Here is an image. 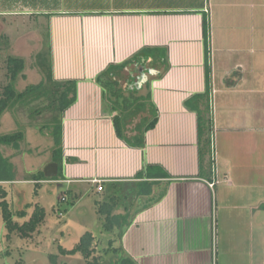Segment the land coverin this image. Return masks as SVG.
<instances>
[{
    "label": "crops",
    "instance_id": "crops-1",
    "mask_svg": "<svg viewBox=\"0 0 264 264\" xmlns=\"http://www.w3.org/2000/svg\"><path fill=\"white\" fill-rule=\"evenodd\" d=\"M1 1L11 27L49 31L53 78L77 85L62 118V175L40 182L35 198L55 184L76 202L92 194L96 205L94 180L118 184L111 194L151 182L149 194H131L134 215L118 244L125 256L137 264H264V0ZM132 60L121 87L150 94L159 114L143 147L117 135L118 112L98 82ZM205 94L212 131L202 165L198 114L186 102L196 106ZM24 134L18 148L0 149L14 174L0 182L7 192L4 185L32 193L37 184L38 172L17 165L33 153L22 149ZM31 205L14 214L27 218Z\"/></svg>",
    "mask_w": 264,
    "mask_h": 264
},
{
    "label": "trees",
    "instance_id": "trees-1",
    "mask_svg": "<svg viewBox=\"0 0 264 264\" xmlns=\"http://www.w3.org/2000/svg\"><path fill=\"white\" fill-rule=\"evenodd\" d=\"M5 38V37H3ZM50 34L48 31V55H42L38 58L39 67L44 72V80L37 85H30L24 91L19 92L15 89V83L20 76H24L26 69V61L21 57L10 55L8 57V72L10 82L0 92V121L2 116L10 110H14L19 104H25L34 99H42L43 97L49 99L48 108L53 113H58L59 119L55 118L57 129L54 132V157L53 162L59 164V177L62 175V157H63V128L62 118L64 112L70 108L77 100V85L74 81L58 82L53 78L52 64L50 61ZM145 52V51H144ZM145 54V53H144ZM134 60L118 66H110L98 78L100 85L106 90L107 97L111 100L113 110L118 112L114 118V125L117 135L131 146L143 147L145 145L146 133L153 129L159 118L158 110L151 100L150 94L147 96L139 95V91L135 89L124 91L121 87V74L130 68ZM128 92V93H127ZM193 100H197V105L192 106L191 102H186L189 110L196 111L198 114V132L200 139V158L201 164L204 165L206 158L210 157L211 153V124L208 117V96H196ZM203 107V108H202ZM40 111H38L39 113ZM135 120L139 122L131 128ZM25 140V134L22 131L0 135V149L2 146H14L18 148ZM212 165V161L207 162ZM9 161L3 158L0 150V182L8 181L10 177L14 176L11 173ZM10 173H9V172ZM166 174L163 178H167ZM32 180L37 182V187L41 188L42 181H56L59 178H46L44 172L40 171L31 176ZM151 182H141L136 184L138 188L135 190H128L123 188L117 194L110 193L111 186L118 184H103L101 200L96 203L97 214L100 222L103 224V233H107L113 238L109 241L108 253H113L118 256L119 264H137L131 258L124 255L122 247L118 244L124 234L126 228L130 225L133 218V213L129 212L131 205L134 203L132 192H137L138 195L149 194L148 187ZM128 186L127 184H125ZM122 192V193H121ZM136 194V193H135ZM63 198H66L68 192H63ZM8 192L0 184V208L2 210L3 220L9 236L18 233L22 238H30L31 235L37 231L39 226L46 218L45 209L36 204L35 210L31 215L29 221L19 224L14 222V214L6 200ZM67 201V198H66ZM75 202L69 201L68 205H74ZM123 206V207H122ZM146 208L148 207L145 206ZM119 209H124L123 213H117ZM95 234L87 231L82 235L78 244L71 250L60 246V251L63 255L80 254L84 257L87 264H102L101 256H96L97 240ZM118 243V244H117ZM51 264H59L57 256L52 255L50 258Z\"/></svg>",
    "mask_w": 264,
    "mask_h": 264
},
{
    "label": "rangeland",
    "instance_id": "rangeland-1",
    "mask_svg": "<svg viewBox=\"0 0 264 264\" xmlns=\"http://www.w3.org/2000/svg\"><path fill=\"white\" fill-rule=\"evenodd\" d=\"M5 3L10 2L6 1ZM0 4L2 5L1 0ZM2 18L0 17V92L10 82L7 63L10 55L21 57L26 61L24 72L26 75L20 76L15 83V89L22 92L30 85L41 83L45 78L42 68L39 67L38 58L40 55L44 57L48 55V31L44 27L39 31V37L34 36L29 28L11 27V24ZM24 35H26L25 38H22ZM31 42H35V44L30 45ZM49 102V99L45 97L39 100L34 99L25 104H19L14 110L7 111L2 116L1 120L4 121L1 130L7 134L19 131L25 132L26 142L22 149L24 151L30 149L33 152L29 156H21L16 160L20 170L25 167L34 172H43L53 161L54 132L58 125L54 122V119H59L60 116L58 113L49 110ZM38 111L40 112L38 113ZM11 120H21V122L14 124ZM22 177L24 175H21ZM33 185L32 193L29 190L21 193L13 192L9 184L4 185L8 190L6 200L9 202L13 214L25 209L28 201L32 202L31 211L29 210L31 212L30 216L25 218L14 214V222L23 224L29 221L36 204L45 209L46 218L30 238H22L18 233L9 236L0 208V241L4 235V245L2 248L0 246V262L3 255L2 250L8 248L13 257H10L8 262H4V264H51L50 258L52 255L57 256L59 264H87L80 254L63 255L60 246L71 250L80 241L82 237L80 234L83 235L86 231H90L97 238V251L95 254L101 256L102 264H119L118 256L121 254L115 255L106 252L109 249V241L113 237L103 233V224L96 212L95 196L91 194L76 202L68 193L67 201H63L62 194L66 192L63 190L65 187L48 184L47 189L50 192H48L50 199L47 194H43V197L40 196L36 199L35 197L39 196L40 188L37 187L36 183H33ZM69 201L76 204L68 205ZM51 203L56 204L52 207Z\"/></svg>",
    "mask_w": 264,
    "mask_h": 264
},
{
    "label": "water",
    "instance_id": "water-1",
    "mask_svg": "<svg viewBox=\"0 0 264 264\" xmlns=\"http://www.w3.org/2000/svg\"><path fill=\"white\" fill-rule=\"evenodd\" d=\"M59 172H60V167H59V164L56 162L50 163L44 169V174H45L46 178H49V179L58 178Z\"/></svg>",
    "mask_w": 264,
    "mask_h": 264
},
{
    "label": "flooded vegetation",
    "instance_id": "flooded-vegetation-1",
    "mask_svg": "<svg viewBox=\"0 0 264 264\" xmlns=\"http://www.w3.org/2000/svg\"><path fill=\"white\" fill-rule=\"evenodd\" d=\"M3 240H4V235H3V237H2V240L0 241L1 243H0V246H1V248L3 247ZM2 257H1V262H0V264H4V262H8V260L10 259V257H13V254L11 255L10 254V252H9V250H8V248L7 249H4V250H2ZM1 255V254H0Z\"/></svg>",
    "mask_w": 264,
    "mask_h": 264
},
{
    "label": "built area",
    "instance_id": "built-area-1",
    "mask_svg": "<svg viewBox=\"0 0 264 264\" xmlns=\"http://www.w3.org/2000/svg\"><path fill=\"white\" fill-rule=\"evenodd\" d=\"M213 160H214V157H213ZM93 183L98 185V190L99 191H102L103 190V186H102L103 185V181H101V180H94ZM210 186L213 188L215 186V183H210ZM63 201H66V198H63Z\"/></svg>",
    "mask_w": 264,
    "mask_h": 264
}]
</instances>
